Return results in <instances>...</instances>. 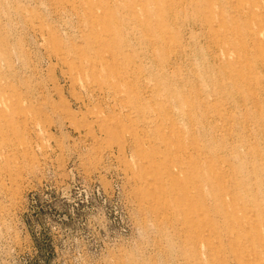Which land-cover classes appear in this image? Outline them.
<instances>
[{"label":"rangeland","instance_id":"obj_1","mask_svg":"<svg viewBox=\"0 0 264 264\" xmlns=\"http://www.w3.org/2000/svg\"><path fill=\"white\" fill-rule=\"evenodd\" d=\"M0 264H264V0H0Z\"/></svg>","mask_w":264,"mask_h":264}]
</instances>
